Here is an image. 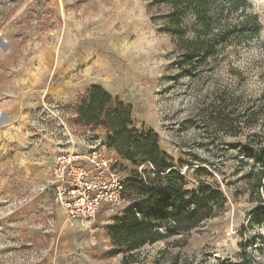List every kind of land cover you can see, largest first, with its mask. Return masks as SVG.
<instances>
[{
	"label": "rangeland",
	"instance_id": "rangeland-1",
	"mask_svg": "<svg viewBox=\"0 0 264 264\" xmlns=\"http://www.w3.org/2000/svg\"><path fill=\"white\" fill-rule=\"evenodd\" d=\"M173 3L0 0V264H126L109 255L107 231L127 197L71 227L50 182L59 155L113 150L102 127L74 122L93 84L159 134L187 189L211 186L227 199L216 216L147 244L130 264H264V0L221 15L225 3L214 1L207 29L193 2ZM200 36L214 51L191 68L184 54Z\"/></svg>",
	"mask_w": 264,
	"mask_h": 264
},
{
	"label": "trees",
	"instance_id": "trees-1",
	"mask_svg": "<svg viewBox=\"0 0 264 264\" xmlns=\"http://www.w3.org/2000/svg\"><path fill=\"white\" fill-rule=\"evenodd\" d=\"M172 1L178 6L181 0ZM214 1L190 0L204 19L205 29L211 25ZM223 1L225 4L216 8L219 15L225 11H245L250 7L249 0ZM246 19L247 25L256 31L259 29L255 15H247ZM221 40L226 41L223 36ZM188 46L183 63L191 68L195 67L202 50L214 51L213 42L201 36L190 40ZM74 122L84 127H102L107 134L108 147L117 153L120 161H124L123 168L128 169L124 195L129 205L107 231L112 246L111 257L123 254L124 263L136 262L130 259H134L135 253L147 244L191 232L224 209L227 199L220 189L211 186L192 191L187 189L184 176L162 149L159 134L138 127L132 107L113 96L104 86L93 84L80 96ZM140 165L151 168L139 170ZM258 178H262L260 185L264 180V169Z\"/></svg>",
	"mask_w": 264,
	"mask_h": 264
},
{
	"label": "built area",
	"instance_id": "built-area-1",
	"mask_svg": "<svg viewBox=\"0 0 264 264\" xmlns=\"http://www.w3.org/2000/svg\"><path fill=\"white\" fill-rule=\"evenodd\" d=\"M116 152L105 147L67 152L53 166L51 185L55 202L66 222L75 227L91 220L103 209L114 211L125 203L126 177L117 167Z\"/></svg>",
	"mask_w": 264,
	"mask_h": 264
},
{
	"label": "crops",
	"instance_id": "crops-1",
	"mask_svg": "<svg viewBox=\"0 0 264 264\" xmlns=\"http://www.w3.org/2000/svg\"><path fill=\"white\" fill-rule=\"evenodd\" d=\"M12 109H13V111H12ZM14 107H12L11 106V108H9L7 111H6V116H5V118H6V120L4 121V123H8L9 122V125L8 126H11V122H12V120H14L15 119V111H14ZM3 124V123H2ZM50 182H51V178H50ZM51 187H52V185H51ZM52 190H53V188H52Z\"/></svg>",
	"mask_w": 264,
	"mask_h": 264
}]
</instances>
